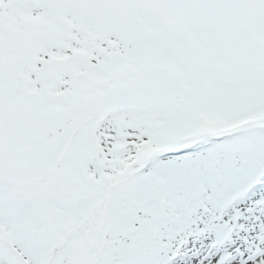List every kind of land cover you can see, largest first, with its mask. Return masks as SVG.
I'll list each match as a JSON object with an SVG mask.
<instances>
[{
    "label": "snow or ice",
    "instance_id": "1",
    "mask_svg": "<svg viewBox=\"0 0 264 264\" xmlns=\"http://www.w3.org/2000/svg\"><path fill=\"white\" fill-rule=\"evenodd\" d=\"M0 264H264V0H0Z\"/></svg>",
    "mask_w": 264,
    "mask_h": 264
}]
</instances>
